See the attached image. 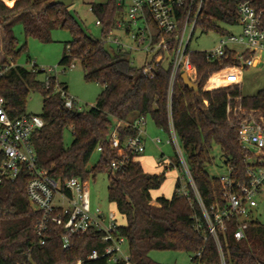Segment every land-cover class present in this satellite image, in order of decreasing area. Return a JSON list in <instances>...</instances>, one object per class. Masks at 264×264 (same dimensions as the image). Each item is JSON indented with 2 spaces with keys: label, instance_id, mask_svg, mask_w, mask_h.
<instances>
[{
  "label": "trees",
  "instance_id": "1",
  "mask_svg": "<svg viewBox=\"0 0 264 264\" xmlns=\"http://www.w3.org/2000/svg\"><path fill=\"white\" fill-rule=\"evenodd\" d=\"M243 1H250L264 16V0H201L195 28L202 33H223L219 23L237 24V5ZM198 2L194 1V10ZM71 4L15 0L9 6L0 0V40L4 53L0 61V96L7 114L11 118L25 114L29 94L39 92L42 107L38 115L43 126L32 136L37 166L60 181L71 177L86 180L97 173H107L108 201L124 218L122 225L117 221V231L126 240L130 264H159L150 259L152 250L188 253L191 264H219L216 244L208 234L199 203L208 210L217 201L222 202L218 177L211 176L206 169L212 160L210 151L218 146L224 165L232 170V177L237 181L246 179L244 152L239 147L234 124L238 118L229 117L226 107L254 108L264 116V89L253 95H243L239 84L205 90L212 74L233 66V54L228 52L221 61H208L204 51L189 49V60L195 68L192 83L196 89L185 85L182 71L169 88L170 64L150 63L147 74L143 71L144 65H134L127 53L105 47L103 38L115 28V21L121 15L116 0L90 3V11L100 23L99 39L80 26L70 11ZM15 24H21L26 37L42 43L51 41L53 29L70 32L71 39L65 42L57 65L69 66L77 60L84 79L101 85L102 90L92 106L71 112L64 106L60 91L54 88V77L46 88L44 79H39L44 70L10 65L7 58L15 62L24 48L17 44ZM59 87L67 91L63 83L59 82ZM140 116L149 117L156 127L168 133L171 122L192 180V184L188 181L185 185V195L179 193L182 184L178 177L170 197L153 199L152 191L161 187L166 176L164 172L143 170L136 160L141 154H127L122 170L110 168L111 161L118 158L110 146L111 130L116 128L121 138L134 135L137 131L129 123ZM65 130H70L72 136L68 145L63 141ZM96 150L98 160L89 167ZM173 164L180 172L177 155ZM28 179V172L22 171L14 181L0 184V264H76L78 260L81 264H126L124 261L112 263L106 257L88 258L92 251L102 253L105 247L95 230L74 236L70 246L63 248L62 229L51 224L44 235V244H40L35 233L40 215L27 199ZM234 229L230 223L221 237L225 263L264 264V224L251 221L245 237L238 241L233 237ZM197 252L200 255L195 257Z\"/></svg>",
  "mask_w": 264,
  "mask_h": 264
},
{
  "label": "built area",
  "instance_id": "2",
  "mask_svg": "<svg viewBox=\"0 0 264 264\" xmlns=\"http://www.w3.org/2000/svg\"><path fill=\"white\" fill-rule=\"evenodd\" d=\"M194 1L116 0L117 5L121 7L122 16L116 19L115 28L109 31L103 42L115 46L123 53L139 52L144 57L150 55V59L145 58L142 64L145 67L143 71L147 74L151 70L150 63H164L167 59L166 64H170L169 88L179 71L186 73L190 80V74H194L195 77V68L189 60L188 42L195 29L201 4L199 0L194 10ZM183 8L184 11H181ZM89 9L91 10V7ZM237 14L240 32L227 33L214 49L204 51L208 61H221L228 52L233 54V66L225 67L211 75H220L223 83L229 85L238 84L236 82L242 68L255 67L264 62L262 12L255 10L250 1H243L237 5ZM95 24L100 26L98 20H95ZM114 31H121L127 37L126 40L114 35ZM161 34L166 37H160ZM232 45L242 46V49H234ZM33 67L35 64L31 66ZM51 77H54V88L59 90L63 97L64 106L69 109H81L79 102L59 87L56 67H50L45 71V87H49ZM226 114L238 118L234 124L239 147L244 152L246 179L237 181L232 177L231 168L226 166V175L218 177L222 188V202L217 201L207 210L199 201L208 234L216 244L219 264H226L221 237L225 235L228 225L233 223L235 226L233 231L235 240L243 239L248 224L258 220L255 216L256 209L264 198V116L258 109L240 105H227ZM145 123L144 116L134 119L129 125L137 131L136 134L124 138L119 136L116 128L111 130L110 146L116 150L118 157L111 161V169L122 170L127 161V154L138 155L144 152L142 134ZM42 126V118L37 114L25 113L11 118L5 110L4 99L0 96V184L14 181L22 171L28 172L26 195L30 206L40 215L35 225V233L40 244H44V235L51 224L61 227L60 238L63 248L70 246L74 236L95 230L105 247L102 253L92 251L88 255L89 259L106 257L112 263L124 261L130 264L128 254L124 256L121 251V245L126 243V240L118 234V223L114 213L107 214L100 207L90 205L86 180L77 177L56 180L51 178L45 169L37 166L32 136ZM155 141L160 142V139L157 138ZM167 143H173L177 149L181 169L192 184L170 121ZM97 150L101 151V147ZM179 193L186 194L185 185L181 186ZM199 255L200 252L195 253V257ZM76 264H81V261L78 260Z\"/></svg>",
  "mask_w": 264,
  "mask_h": 264
},
{
  "label": "rangeland",
  "instance_id": "3",
  "mask_svg": "<svg viewBox=\"0 0 264 264\" xmlns=\"http://www.w3.org/2000/svg\"><path fill=\"white\" fill-rule=\"evenodd\" d=\"M7 5L11 6L15 0H2ZM104 0H74L70 6V11L80 26L86 33L93 38L99 39L101 37L100 26L95 24L96 17L90 11V3L102 2ZM122 14L118 17L121 18ZM219 27L223 30V33L208 32L202 33L199 28H195L191 34L188 42L189 51H209L214 49L220 39L224 38L227 33L238 34L240 32V26L238 24L226 25L219 23ZM14 36L16 37L18 46L24 45V48L16 56L15 62L7 61L12 65L19 64L24 65L27 68H31L35 64L36 67L42 70H47L50 67H56V78L58 82L63 83L67 87V93L74 97L82 108L87 109L95 102L96 97L102 90L101 85L96 82L86 81L84 79L83 70L80 63L77 60L72 62L73 66H59L57 65L59 59L64 52L65 42L71 39V34L66 29H53L51 32V41L42 43L33 37H26L24 35L21 24H15L13 27ZM114 35L121 40H126L124 34L121 31H114ZM105 47L111 51V48H115L109 43H105ZM234 49L241 50L242 46L232 45ZM128 57L134 65L143 64L144 60L150 59V55L144 57L139 52H130ZM4 58V53L1 47L0 40V61ZM167 59L164 64L167 63ZM45 74H40L39 79L43 80ZM194 74H190V80L192 81ZM240 91L243 95H253L257 91L264 89V62H261L255 67L242 68ZM218 79V83L221 84L224 81L221 80L220 75L215 74L210 77V83L215 82ZM193 82V81H192ZM217 84V85H219ZM42 107V97L39 92H31L26 100L25 111L31 114H40ZM145 133L142 134L143 142L145 145L144 152L140 156V164L142 168L151 172H164L165 180L160 188L152 191V198L157 196L170 197L172 195L174 184L177 178H180L181 184L186 185L188 182L184 170L178 169L173 165L174 158L178 154L177 149L173 143H167L169 139V133L155 126L153 121L149 117H145ZM160 139V142H156V139ZM72 139L70 130H65L63 135V141L66 145L70 144ZM183 157L185 155L180 148ZM99 152L96 150L93 152L88 166L91 167L98 160ZM212 158L211 163L207 165L206 169L211 176L222 177L226 175L227 168L223 163V157L221 155L218 146H213L210 151ZM108 178L106 172L97 173L94 178L91 176L86 179V187L89 193V201L92 207L98 206L105 213H114L119 224H124V218L119 215L113 206L108 201L107 194ZM256 217L264 224V198L256 209ZM121 251L124 256H127L128 249L127 244L121 245ZM149 257L153 261L159 264H191V256L185 252L172 251V250H152L149 252Z\"/></svg>",
  "mask_w": 264,
  "mask_h": 264
},
{
  "label": "crops",
  "instance_id": "4",
  "mask_svg": "<svg viewBox=\"0 0 264 264\" xmlns=\"http://www.w3.org/2000/svg\"><path fill=\"white\" fill-rule=\"evenodd\" d=\"M140 65H142V64H140ZM242 77V71L238 74V80H237V82L236 83H238L239 85L241 84V78ZM215 80H217V81H215V82H209L210 80H208L207 81V83L205 84V87H204V89L205 90H209V89H213V88H217V87H221V86H226V85H229V83H222V84H220V85H217V84H219L218 83V79H215ZM191 81V80H190ZM143 133H145V128L143 129ZM140 156L141 155H139L138 157H136V160L137 161H139L140 162ZM172 163H170L169 165H171ZM143 170H145L146 172H149V173H160V172H151V171H149V170H146V169H144L143 168ZM152 194V193H151ZM156 198V197H155ZM114 206V205H113Z\"/></svg>",
  "mask_w": 264,
  "mask_h": 264
},
{
  "label": "water",
  "instance_id": "5",
  "mask_svg": "<svg viewBox=\"0 0 264 264\" xmlns=\"http://www.w3.org/2000/svg\"><path fill=\"white\" fill-rule=\"evenodd\" d=\"M55 3L57 4H62V5H70L72 0H54ZM181 78L184 81L185 85L191 87L192 89H196V86L192 83V81L189 80V78L187 77L186 73H182L181 74ZM75 109H71V112H75Z\"/></svg>",
  "mask_w": 264,
  "mask_h": 264
}]
</instances>
